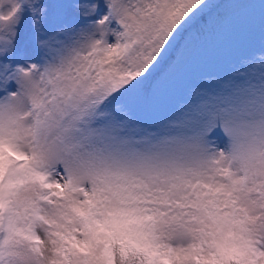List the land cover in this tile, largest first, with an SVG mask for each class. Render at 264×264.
<instances>
[{
    "label": "snow or ice",
    "instance_id": "obj_1",
    "mask_svg": "<svg viewBox=\"0 0 264 264\" xmlns=\"http://www.w3.org/2000/svg\"><path fill=\"white\" fill-rule=\"evenodd\" d=\"M0 264H264V0H0Z\"/></svg>",
    "mask_w": 264,
    "mask_h": 264
},
{
    "label": "rangeland",
    "instance_id": "obj_2",
    "mask_svg": "<svg viewBox=\"0 0 264 264\" xmlns=\"http://www.w3.org/2000/svg\"><path fill=\"white\" fill-rule=\"evenodd\" d=\"M4 7L7 8V5H5ZM25 21H27V14H25ZM26 30H27V23H25V25L22 26V28H21L22 42H23V37H24Z\"/></svg>",
    "mask_w": 264,
    "mask_h": 264
}]
</instances>
